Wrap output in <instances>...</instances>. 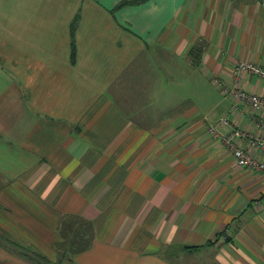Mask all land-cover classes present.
<instances>
[{
    "label": "crops",
    "instance_id": "obj_1",
    "mask_svg": "<svg viewBox=\"0 0 264 264\" xmlns=\"http://www.w3.org/2000/svg\"><path fill=\"white\" fill-rule=\"evenodd\" d=\"M239 62L264 0H0V264H264Z\"/></svg>",
    "mask_w": 264,
    "mask_h": 264
},
{
    "label": "built area",
    "instance_id": "obj_2",
    "mask_svg": "<svg viewBox=\"0 0 264 264\" xmlns=\"http://www.w3.org/2000/svg\"><path fill=\"white\" fill-rule=\"evenodd\" d=\"M244 70L264 76L263 68L254 66L250 63L239 62L233 70L236 79H239L240 73ZM229 94L235 99L248 103L255 111L264 113V97L237 87L231 88ZM220 122L226 124L227 120L223 118ZM257 126L260 131L259 135H249L238 128L230 129L222 137V143L229 149L238 166L248 167L264 173V160L254 156L238 143L239 138H245L248 145L257 148L264 155V115L257 121ZM209 131L213 133L212 128H210Z\"/></svg>",
    "mask_w": 264,
    "mask_h": 264
},
{
    "label": "trees",
    "instance_id": "obj_3",
    "mask_svg": "<svg viewBox=\"0 0 264 264\" xmlns=\"http://www.w3.org/2000/svg\"><path fill=\"white\" fill-rule=\"evenodd\" d=\"M133 2H141V1H144V0H132ZM40 255H38V257H39ZM41 258H43V257H41Z\"/></svg>",
    "mask_w": 264,
    "mask_h": 264
}]
</instances>
